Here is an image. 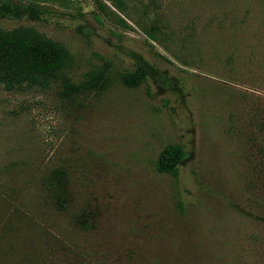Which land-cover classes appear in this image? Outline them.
Wrapping results in <instances>:
<instances>
[{
    "label": "rangeland",
    "instance_id": "rangeland-1",
    "mask_svg": "<svg viewBox=\"0 0 264 264\" xmlns=\"http://www.w3.org/2000/svg\"><path fill=\"white\" fill-rule=\"evenodd\" d=\"M121 1L44 0L41 21L0 17L4 30L21 26L60 44L71 83L107 77L104 91L70 96L61 81L0 86V169L21 161L64 169L97 228L126 236L172 213V181L155 163L179 144L188 155L179 191L213 263L264 264V0L233 28L212 0ZM137 56L168 84L124 87L120 75Z\"/></svg>",
    "mask_w": 264,
    "mask_h": 264
},
{
    "label": "trees",
    "instance_id": "trees-1",
    "mask_svg": "<svg viewBox=\"0 0 264 264\" xmlns=\"http://www.w3.org/2000/svg\"><path fill=\"white\" fill-rule=\"evenodd\" d=\"M41 1L0 0V17L41 21L50 11ZM115 1L122 6L121 0ZM212 3L230 17L231 28L248 19L253 7V0ZM150 30L154 39V26ZM68 61L60 44L32 29L0 28V86L7 92L46 89L57 81L69 96L106 89L107 77L100 71L71 83L64 74ZM149 78L168 84L137 56L135 69L122 73L120 83L137 88ZM187 157L179 144L160 151L155 171L172 181V213L157 227L126 236L97 228L94 208L78 197L64 169L46 172L24 161L10 163L0 169V264H214L194 207L179 191V165Z\"/></svg>",
    "mask_w": 264,
    "mask_h": 264
}]
</instances>
